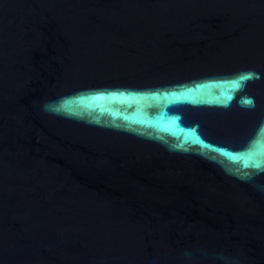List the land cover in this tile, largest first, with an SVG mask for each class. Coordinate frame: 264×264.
<instances>
[{
	"label": "water",
	"instance_id": "95a60500",
	"mask_svg": "<svg viewBox=\"0 0 264 264\" xmlns=\"http://www.w3.org/2000/svg\"><path fill=\"white\" fill-rule=\"evenodd\" d=\"M0 264H264V0H0Z\"/></svg>",
	"mask_w": 264,
	"mask_h": 264
}]
</instances>
